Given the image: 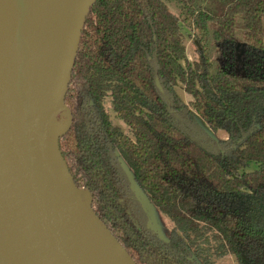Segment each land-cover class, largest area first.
<instances>
[{
	"label": "trees",
	"instance_id": "trees-1",
	"mask_svg": "<svg viewBox=\"0 0 264 264\" xmlns=\"http://www.w3.org/2000/svg\"><path fill=\"white\" fill-rule=\"evenodd\" d=\"M169 2L199 44L212 43L213 62L201 45L188 61ZM63 105L71 121L58 145L69 173L135 264H199L189 244L205 230L238 264H264V0H95ZM196 116L226 139L215 140ZM250 164L258 167L247 171ZM133 184L174 224L167 239L150 226Z\"/></svg>",
	"mask_w": 264,
	"mask_h": 264
},
{
	"label": "water",
	"instance_id": "water-1",
	"mask_svg": "<svg viewBox=\"0 0 264 264\" xmlns=\"http://www.w3.org/2000/svg\"><path fill=\"white\" fill-rule=\"evenodd\" d=\"M94 1L58 0L47 10L54 25L45 13L25 20L19 10L7 61L0 52V264H135L91 213V195L75 185L58 145L71 121L63 99Z\"/></svg>",
	"mask_w": 264,
	"mask_h": 264
},
{
	"label": "rangeland",
	"instance_id": "rangeland-1",
	"mask_svg": "<svg viewBox=\"0 0 264 264\" xmlns=\"http://www.w3.org/2000/svg\"><path fill=\"white\" fill-rule=\"evenodd\" d=\"M169 9L176 15L179 16L181 22V32L183 34V42L186 47V56L190 63H194L198 60V53L196 49L200 47L201 44L198 42L197 30L194 28L193 24L187 23L183 20L184 15L180 13L179 7L172 2L168 3ZM237 35L235 39V48H236V66L237 70L239 71L242 66V54H243V34H242V27L240 20L236 26ZM201 46L205 48L208 52L209 60L213 62L214 59V49L212 47V43L210 41L204 42ZM175 91L177 95L184 101V103L188 104L192 101L190 95H188L183 88V84L181 82H177L175 87ZM106 108L109 112V115L112 121L119 125L122 131L130 135L128 128L124 125V123L118 120L112 109L109 101L106 102ZM196 119L200 126L204 128L208 132L210 136H212L215 140H224L226 139V132L219 130L215 133L210 131L206 123L199 117L196 116ZM124 168L126 169L127 173L129 174L131 180L132 175L130 170L127 168L125 163H123ZM258 166L256 164H250L246 170H254ZM136 192L139 195L140 200L146 211L150 216V226L162 237L163 239H167L171 230L174 228V224L163 215L155 206L149 203L145 195L138 189V187L133 184ZM189 244V243H188ZM222 238L214 231H204L202 236H195L193 237V243L189 244L191 249L194 251L195 256L197 257L199 264H238L236 256L231 253L224 245ZM196 250L198 252H202V258H199L196 254Z\"/></svg>",
	"mask_w": 264,
	"mask_h": 264
},
{
	"label": "bare ground",
	"instance_id": "bare-ground-1",
	"mask_svg": "<svg viewBox=\"0 0 264 264\" xmlns=\"http://www.w3.org/2000/svg\"><path fill=\"white\" fill-rule=\"evenodd\" d=\"M58 0H0V52L3 54L5 61L8 56V45L13 17L19 10L24 13L25 20L29 16L39 13H45L47 20L51 25L55 24L53 14L47 13V10L57 9ZM58 14H60L58 12ZM40 59L35 58L38 64ZM89 218L96 223L92 215Z\"/></svg>",
	"mask_w": 264,
	"mask_h": 264
}]
</instances>
